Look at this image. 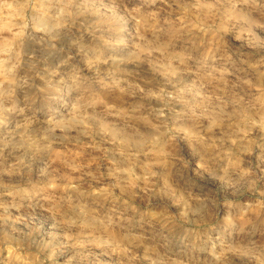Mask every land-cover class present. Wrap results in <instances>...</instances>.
Returning a JSON list of instances; mask_svg holds the SVG:
<instances>
[{
    "label": "rangeland",
    "instance_id": "rangeland-1",
    "mask_svg": "<svg viewBox=\"0 0 264 264\" xmlns=\"http://www.w3.org/2000/svg\"><path fill=\"white\" fill-rule=\"evenodd\" d=\"M0 264H264V0H0Z\"/></svg>",
    "mask_w": 264,
    "mask_h": 264
}]
</instances>
